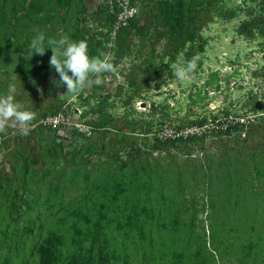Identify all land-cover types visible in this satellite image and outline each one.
Here are the masks:
<instances>
[{"label": "rangeland", "instance_id": "1", "mask_svg": "<svg viewBox=\"0 0 264 264\" xmlns=\"http://www.w3.org/2000/svg\"><path fill=\"white\" fill-rule=\"evenodd\" d=\"M122 1L0 0V95H13L35 113L27 135H14L12 121L0 132V227L14 225L7 230L10 242L0 246V264H79L77 254L93 243L100 251H125L128 264H140L148 247H138L133 235L124 238L121 226L132 185H152L151 204L164 208V223L169 215L178 225L186 222L195 207L183 264H196L211 253L208 181L225 192L240 185L264 189V0H194L190 24L203 51L187 46L172 58L157 52L172 41L164 37L156 1L128 0L135 12L124 24L115 22ZM37 29L46 39L67 35L95 45L111 55L114 71L67 94L49 65L51 49L25 57ZM186 51H192L189 59ZM193 56L199 59L190 78L177 80L176 66ZM159 58L160 74L145 78L139 62ZM55 114L63 118L56 127L38 122ZM235 120L243 127L218 126ZM173 134L178 139H166ZM132 149L137 154L126 160ZM112 181L116 186L106 188ZM24 198L30 210H23ZM222 202L215 198L217 206ZM260 203L253 222L261 232L258 252L248 257H264V199ZM28 221L39 225L15 241ZM161 231L167 236L168 225ZM175 233L179 250L184 236ZM203 242L206 252L198 254ZM226 255L223 264H238L242 253L233 247ZM163 263L170 264L169 257Z\"/></svg>", "mask_w": 264, "mask_h": 264}, {"label": "trees", "instance_id": "2", "mask_svg": "<svg viewBox=\"0 0 264 264\" xmlns=\"http://www.w3.org/2000/svg\"><path fill=\"white\" fill-rule=\"evenodd\" d=\"M56 1L60 2L61 0ZM155 1L157 3V16L166 28L164 37L172 41V44L169 47H164L162 52L157 51L158 54L172 58L178 53L183 52L187 46L189 50L192 49V51H203L204 41L200 40L201 37L198 36V42H196L194 31L190 24V11L195 1ZM131 24L133 23L130 20L129 25L131 26ZM129 25L128 27H130ZM87 45L88 54L90 56L99 54L100 49H95V45L89 43ZM125 50H127V48ZM192 51H186V59L190 58ZM138 69L140 73L145 75V78L155 79L162 70L161 58H159L158 61L154 59H143L139 62ZM127 83L132 84V81L128 80ZM102 123V121H97L95 124L102 126ZM243 125V122L235 120L231 124L225 121L224 125L219 124L218 126H220L223 131H229L230 129H240ZM176 138L177 137L174 136L172 139H166L170 141ZM158 142L162 143L164 141ZM137 150L138 149H132L130 152H126L125 159L128 160L133 155L137 154ZM208 184V191L206 194V206L208 211L206 213V219L208 222V244L211 246V253H203L206 252L203 242L201 244V249H199V247L197 249L198 254L200 252L203 253V258L196 264H223L227 256L226 253L233 247H237L242 253V256L235 257L238 260V264H264V257H248L249 252H254L255 254L258 252L256 249L258 245L257 237L260 236L259 233L261 232L254 230L253 222L257 217L258 211L261 209L260 202L264 199L263 186L256 185L254 188H247L240 185L237 189L230 187L227 189V192H225L221 189L214 188L210 181H208ZM104 185H108L106 188L109 189L110 185L116 186V183L112 181L110 183L106 182ZM159 186L162 187V185ZM151 187L152 185H144L143 189L139 188V185H132L129 188V198H127L129 199V211L127 213V218L121 225L123 237L127 238L133 235L138 247L143 243L148 247L149 253L147 255L141 253L139 256L140 264H156L155 261L157 259L162 261L160 264H164L163 261L168 259V257L170 264H183L189 254L190 235L194 230L193 216L195 207L192 208L191 218L186 222L178 225L174 216L169 215L167 219L168 222L164 223L162 220V215L165 213L164 208L151 204ZM221 193H223V197H220ZM162 198V190L160 189L156 199L160 200ZM215 198L222 199L223 202L221 206L215 204ZM20 204H22L23 210L31 209V203L28 198L22 199ZM35 219L38 221L37 218ZM36 224L39 225V222L28 221L24 223L15 241L19 238H23ZM165 225H168L169 229V234L167 236H164L161 231ZM9 229H14V225L5 223L0 227V246L8 244L13 237L12 233L7 234V230ZM260 230L264 231V225ZM175 231H178L179 234L181 233V237L184 236L183 247L179 250L175 247L177 243ZM95 239L97 240V237H95ZM77 255L80 260L79 264H115L117 260H120L123 264H128L125 251H122L118 255L115 254L113 249L108 247L100 251L98 245L94 243L85 249L83 254L79 253ZM4 264L11 263L6 261Z\"/></svg>", "mask_w": 264, "mask_h": 264}, {"label": "clouds", "instance_id": "3", "mask_svg": "<svg viewBox=\"0 0 264 264\" xmlns=\"http://www.w3.org/2000/svg\"><path fill=\"white\" fill-rule=\"evenodd\" d=\"M36 31V36L26 49L25 57L31 59L33 55L43 56L46 49H51L49 65L58 73L60 83L66 86L67 94H78L85 87L99 84L103 73L114 71L111 55L100 52L97 56L90 57L85 40L72 41L67 35L58 39H46L43 32L39 29ZM198 59V56H193L190 60L178 64L174 73L177 80L189 79ZM14 90V84H10L9 92ZM34 119L35 113L22 109L20 104L14 102L13 95H0V132L12 121L22 135H27Z\"/></svg>", "mask_w": 264, "mask_h": 264}, {"label": "built area", "instance_id": "4", "mask_svg": "<svg viewBox=\"0 0 264 264\" xmlns=\"http://www.w3.org/2000/svg\"><path fill=\"white\" fill-rule=\"evenodd\" d=\"M120 5V11L118 13V18L115 21L116 23H126L127 20L133 15V13L135 12V7L130 4V2L128 0H124L122 2L119 3ZM63 120L61 114H55L52 116H47L45 118L40 119L38 122L45 124L48 127H56L59 122H61ZM14 135H22L20 133V131L16 128ZM170 136V135H168ZM174 136V134H173ZM3 136L0 135V145H1V141H2Z\"/></svg>", "mask_w": 264, "mask_h": 264}]
</instances>
